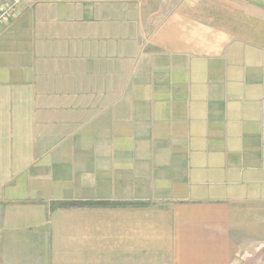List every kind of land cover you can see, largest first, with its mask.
Returning a JSON list of instances; mask_svg holds the SVG:
<instances>
[{
  "label": "crops",
  "instance_id": "0c3cea01",
  "mask_svg": "<svg viewBox=\"0 0 264 264\" xmlns=\"http://www.w3.org/2000/svg\"><path fill=\"white\" fill-rule=\"evenodd\" d=\"M260 249L264 0H22L0 20V264Z\"/></svg>",
  "mask_w": 264,
  "mask_h": 264
},
{
  "label": "rangeland",
  "instance_id": "374dc122",
  "mask_svg": "<svg viewBox=\"0 0 264 264\" xmlns=\"http://www.w3.org/2000/svg\"><path fill=\"white\" fill-rule=\"evenodd\" d=\"M231 264H264V249L242 253Z\"/></svg>",
  "mask_w": 264,
  "mask_h": 264
},
{
  "label": "built area",
  "instance_id": "2783aa9c",
  "mask_svg": "<svg viewBox=\"0 0 264 264\" xmlns=\"http://www.w3.org/2000/svg\"><path fill=\"white\" fill-rule=\"evenodd\" d=\"M22 0H0V20H7Z\"/></svg>",
  "mask_w": 264,
  "mask_h": 264
},
{
  "label": "trees",
  "instance_id": "16d2710c",
  "mask_svg": "<svg viewBox=\"0 0 264 264\" xmlns=\"http://www.w3.org/2000/svg\"><path fill=\"white\" fill-rule=\"evenodd\" d=\"M108 202H98V203H93V205H108ZM68 205H72L70 203H68Z\"/></svg>",
  "mask_w": 264,
  "mask_h": 264
}]
</instances>
